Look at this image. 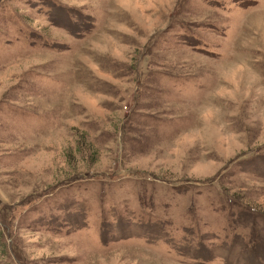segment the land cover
I'll return each mask as SVG.
<instances>
[{
	"label": "rangeland",
	"instance_id": "rangeland-1",
	"mask_svg": "<svg viewBox=\"0 0 264 264\" xmlns=\"http://www.w3.org/2000/svg\"><path fill=\"white\" fill-rule=\"evenodd\" d=\"M0 264H264V0H0Z\"/></svg>",
	"mask_w": 264,
	"mask_h": 264
}]
</instances>
